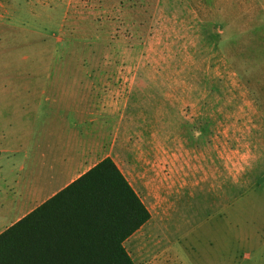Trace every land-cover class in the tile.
<instances>
[{"label": "rangeland", "instance_id": "374dc122", "mask_svg": "<svg viewBox=\"0 0 264 264\" xmlns=\"http://www.w3.org/2000/svg\"><path fill=\"white\" fill-rule=\"evenodd\" d=\"M0 1V82H125L136 264H264V0Z\"/></svg>", "mask_w": 264, "mask_h": 264}, {"label": "crops", "instance_id": "0c3cea01", "mask_svg": "<svg viewBox=\"0 0 264 264\" xmlns=\"http://www.w3.org/2000/svg\"><path fill=\"white\" fill-rule=\"evenodd\" d=\"M9 12L10 5L0 1V41L2 30L10 25ZM122 84L0 82L1 248L31 238L38 241L44 261L57 263L76 258L73 249L104 246L103 235L109 231L104 211L99 223L91 214L93 224H83L74 207L78 194L64 190L107 157L145 203L139 177L124 171L129 113ZM140 228L123 241L126 250Z\"/></svg>", "mask_w": 264, "mask_h": 264}, {"label": "trees", "instance_id": "16d2710c", "mask_svg": "<svg viewBox=\"0 0 264 264\" xmlns=\"http://www.w3.org/2000/svg\"><path fill=\"white\" fill-rule=\"evenodd\" d=\"M64 191L78 194L74 207L83 224H93L91 214L99 223L104 211L109 228L103 235L105 245L73 249L76 258L54 263L43 260L38 241L20 239L0 247V264H135L123 241L149 221L151 213L114 160L104 158Z\"/></svg>", "mask_w": 264, "mask_h": 264}]
</instances>
